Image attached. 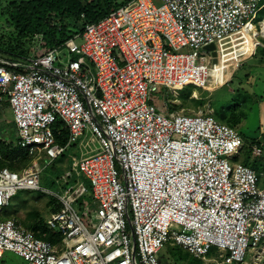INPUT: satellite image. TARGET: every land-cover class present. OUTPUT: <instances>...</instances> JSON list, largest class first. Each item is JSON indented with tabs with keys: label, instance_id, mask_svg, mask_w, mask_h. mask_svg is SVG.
Instances as JSON below:
<instances>
[{
	"label": "built area",
	"instance_id": "2783aa9c",
	"mask_svg": "<svg viewBox=\"0 0 264 264\" xmlns=\"http://www.w3.org/2000/svg\"><path fill=\"white\" fill-rule=\"evenodd\" d=\"M262 1L129 0L47 51L38 53L35 34L31 52L0 57V104L9 101L16 144L32 160L21 171L0 168V258L11 251L27 264H162L170 241L199 258L216 247L217 264H244L249 249L255 261L264 257V176L233 161L239 131L152 94L233 82L238 57L262 46L264 17L258 30L252 21ZM210 43L216 62L204 48ZM63 49L76 57L66 60ZM58 121L68 130L65 144L54 133ZM88 132L99 148L79 169L94 209L82 216L73 204L86 187L69 186L47 220L64 246L2 219L17 191L41 189V159H57Z\"/></svg>",
	"mask_w": 264,
	"mask_h": 264
},
{
	"label": "rangeland",
	"instance_id": "374dc122",
	"mask_svg": "<svg viewBox=\"0 0 264 264\" xmlns=\"http://www.w3.org/2000/svg\"><path fill=\"white\" fill-rule=\"evenodd\" d=\"M115 1L119 2L122 0ZM153 1L155 4H160V0ZM9 2L10 0H0V38L4 41H8L12 35L16 36L14 27L7 23V6ZM263 3L264 0L260 5ZM263 13L264 5L260 7L258 13L252 20L256 30L260 29V21H262L260 19ZM262 24L264 32V22ZM260 40L264 45V40ZM81 41L82 39H77L78 43ZM263 47L264 46H259V48ZM259 48L256 52L239 56L238 59H240V62L236 63L238 64L237 67L236 64L230 67L229 77L234 78L233 82H210L208 88L198 93H194L186 88L175 94L163 88H159L152 94L153 97L158 100V104L161 103V101H167L170 107H174L175 110H181L185 113H194L201 109L205 112L212 113L214 116H217L215 109L219 111L220 108L225 110L227 116L230 115L231 104L238 101L239 103L235 112L241 116V120L240 123L236 125V128L242 133L244 140L239 162H243L257 169L261 168L260 170L264 174V50L260 51ZM0 50V57L7 59H11V57L18 58L11 49L2 47ZM32 50L33 44L31 42L28 52ZM183 51H189V49L186 48L183 49ZM42 52L44 51L41 49L38 50L39 54ZM62 53L65 55L66 60L76 57V55L70 54L67 50H62ZM230 61L235 63L234 58ZM87 63L89 66L88 77L91 81H94L96 69L90 61H87ZM199 100H202L203 103H199ZM0 105V141L15 143L17 134L13 115L10 108L5 107L4 103ZM244 135L248 140L254 138L260 145L256 142H246ZM90 140L91 134L88 132L68 149L66 157L62 158L60 161L57 159L52 165H46L41 173V189L17 191L15 196L10 199L9 204L4 207L2 216L15 218L17 221L22 222L29 212L38 209L43 218L46 219L50 215V210L46 207V203L50 200V197L53 198L52 196L54 193L62 194L64 191L63 188L69 186L67 182H70V180L72 182H85L88 186V179L84 177L78 168V159L88 150L91 149V151L93 150L92 152H96V149L99 148V144L96 140L94 142ZM249 145H252L253 148L258 146L257 148H260V154H254L253 148L251 152L249 150ZM88 154L90 155L91 153L89 152ZM41 166H43V164H41ZM65 171L70 173L69 176ZM77 187L78 186H75V189ZM88 203L93 206V201L90 199V196L84 194L80 196L78 201L74 202L73 205L83 214ZM53 206L54 203L49 204L50 208ZM47 228L49 229L50 227ZM51 230L53 231V229ZM57 243L60 247L64 246V240L62 238H60ZM159 259L161 262L165 260L164 264H189L195 260L188 251L176 247L171 241L162 248L159 253ZM255 260L254 251L249 249L245 261L249 264H264V257H262L260 261L257 260V263H254ZM218 262L223 263V258L220 257V252L216 247L212 248L203 260L201 258V264H217ZM0 264H27V262L13 252L5 251L0 258Z\"/></svg>",
	"mask_w": 264,
	"mask_h": 264
},
{
	"label": "trees",
	"instance_id": "16d2710c",
	"mask_svg": "<svg viewBox=\"0 0 264 264\" xmlns=\"http://www.w3.org/2000/svg\"><path fill=\"white\" fill-rule=\"evenodd\" d=\"M127 1L129 0H122L119 2L115 0H10L7 6V23L14 27L16 36L12 35L8 41H4L0 38V48L5 47L6 49H11L16 56H24L28 53L32 37L35 34H40L42 36V43L39 49L47 51L64 43L77 31L82 30L86 24L97 21L107 15L112 9L119 7ZM263 15L260 20H262ZM262 39L264 40V38ZM259 50L263 51L264 47L259 48ZM16 59L15 57H11V59L8 60L14 61ZM199 103H203V101L199 100ZM238 103L239 102L236 101L231 104V113L228 116L223 108H220L219 111L215 109L217 116L212 115L219 121L236 128V125L239 124L241 120V116L235 112ZM4 104L5 107H10L8 101H5ZM171 109L175 110L174 107H171ZM59 129H61V135L57 132ZM54 133L60 144L66 143L68 132L60 121L55 124ZM239 133L242 136V133ZM244 138L246 142H256L254 138L248 140L245 135ZM256 143L260 145L259 142ZM243 146L239 154L233 158V161L239 162ZM249 146V150L251 151L253 147L252 145ZM0 153V168L8 167L13 171H21L31 164V158L28 157L27 152L14 142L0 141ZM64 157H66V154H62L58 160L60 161ZM252 168L264 176L260 170L261 168ZM59 171L63 172L62 170ZM67 183H69V186H73L79 182H72L70 180V182ZM69 186H67V188ZM87 188L89 190L90 186L88 185ZM52 203H54L52 211L58 210L60 204L57 203V200L50 198L49 204ZM23 223L28 229L35 233L36 237L48 240L51 243H57V241L62 238L58 232L47 228L49 226L46 223V219L43 218L38 209L29 212ZM189 264H201V259L195 258V260Z\"/></svg>",
	"mask_w": 264,
	"mask_h": 264
},
{
	"label": "crops",
	"instance_id": "0c3cea01",
	"mask_svg": "<svg viewBox=\"0 0 264 264\" xmlns=\"http://www.w3.org/2000/svg\"><path fill=\"white\" fill-rule=\"evenodd\" d=\"M264 16V15H263ZM260 39H262V37H260L259 38V40ZM261 41V40H260ZM262 46H263V44H262ZM5 101H8L7 99H4V101L1 103V104H3ZM9 102V101H8ZM10 104V103H9ZM1 106V105H0ZM10 108V111H11V113H12V110H11V107H9ZM13 115V114H12ZM14 121V120H13ZM64 127V126H63ZM66 128V127H65ZM67 132H68V130H67ZM67 135H68V133H67ZM84 137V136H83ZM16 138H17V136H16ZM79 140V139H78ZM77 140V141H78ZM76 141V142H77ZM75 142V143H76ZM15 144H16V142H15ZM17 145V144H16ZM71 148V147H70ZM70 148H68V149H70ZM68 151V150H67ZM67 151L66 152H64L63 154H67ZM93 151V150H92ZM91 151V149L90 150H88L85 154H83V156L82 157H85V156H88L89 154V152L90 153H93ZM82 157H80L79 159H78V168H79V160L82 158ZM59 158V157H58ZM57 158V159H58ZM57 159H55V160H53V161H51V162H48V160H47V158L46 157H43L42 159H41V161L39 162V165L41 166V164H43V166H41V167H45L46 165H48V164H53ZM31 162H32V160H31ZM45 163V164H44ZM80 170V169H79ZM81 171V170H80ZM66 174L68 175L69 174V172H66ZM83 174V173H82ZM85 177V176H84ZM86 178V177H85ZM80 184H83L85 187H86V191L82 194V195H84V194H88L89 196H90V199L92 200V193H91V185H90V182H89V185H90V188H89V190H88V188H87V185L85 184V183H83V182H79L78 184H76V185H73L74 187L75 186H79ZM63 190H65L64 188H63ZM64 192V191H63ZM62 192V193H63ZM82 195H80V196H82ZM79 196V197H80ZM54 199H56L57 200V203L58 204H60V207H59V209L61 208V206H62V203L60 202V200L58 199V197H57V194H53V196H52ZM79 197L77 198V200L75 201V202H77L78 201V199H79ZM51 198V197H50ZM47 204V208L50 210V215L52 214V213H54V212H56V211H58V210H56V211H52V208H50L49 207V201L46 203ZM93 206H91V204L90 203H88V206H86V208L84 209V213L83 214H81L77 209V211L82 215V216H86V211L89 209V208H92ZM3 213V212H2ZM50 215L46 218V223H47V220H48V218L50 217ZM1 218L2 219H15V218H11V217H3L2 216V214H1ZM16 220V219H15ZM17 221V220H16ZM18 223H20L22 226H24L27 230H29L30 232H32L33 233V235L35 236V233L32 231V230H30V229H28L26 226H25V224L23 223L24 222V220L22 221V222H19V221H17ZM48 225V224H47ZM54 231H56V230H54ZM56 232H58V231H56ZM59 233V232H58ZM60 234V233H59ZM61 235V234H60ZM61 237H62V235H61ZM63 239V238H62ZM54 245H56L57 247H60L59 246V244L58 243H53ZM176 246V245H175ZM176 247H178V246H176ZM189 253V252H188ZM15 254V253H14ZM192 255V254H191ZM193 257H195V258H198V259H201V258H199V257H196V256H194V255H192ZM20 257V256H19ZM220 257H222L223 258V256H222V254H220ZM202 260H203V258H202ZM260 260H262V258L260 259ZM260 260H258V261H260ZM258 261H254V263H257ZM161 262V261H160ZM162 264H164L165 263V260H163V262H161ZM260 263V262H259ZM233 264H235V263H233ZM244 264H249L248 262H245Z\"/></svg>",
	"mask_w": 264,
	"mask_h": 264
},
{
	"label": "water",
	"instance_id": "95a60500",
	"mask_svg": "<svg viewBox=\"0 0 264 264\" xmlns=\"http://www.w3.org/2000/svg\"><path fill=\"white\" fill-rule=\"evenodd\" d=\"M206 50H209L212 52V56L214 57L213 62H216V51H215V44L210 43L204 47Z\"/></svg>",
	"mask_w": 264,
	"mask_h": 264
},
{
	"label": "bare ground",
	"instance_id": "6f19581e",
	"mask_svg": "<svg viewBox=\"0 0 264 264\" xmlns=\"http://www.w3.org/2000/svg\"><path fill=\"white\" fill-rule=\"evenodd\" d=\"M263 22H264V21H263ZM263 22H262V23H263ZM262 25H263V24H262ZM262 29H263V27H262Z\"/></svg>",
	"mask_w": 264,
	"mask_h": 264
}]
</instances>
